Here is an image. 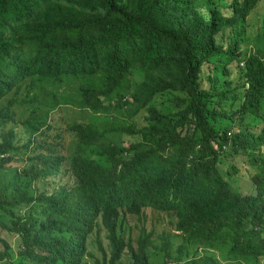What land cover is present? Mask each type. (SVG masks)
Segmentation results:
<instances>
[{"label":"trees","instance_id":"16d2710c","mask_svg":"<svg viewBox=\"0 0 264 264\" xmlns=\"http://www.w3.org/2000/svg\"><path fill=\"white\" fill-rule=\"evenodd\" d=\"M256 2L232 0L225 14L213 0H0V100L25 97L29 77L65 78L79 81L76 104L88 111L146 112L143 125L108 130L128 142L51 119L29 121L23 150L0 132V170L22 151L25 181L0 191V228L19 239L14 251L0 238V261L88 264L94 232L93 264L264 262V33L242 44ZM242 159L256 170L246 194L228 181ZM147 209L165 214L159 231L145 227ZM199 243L228 258L190 255Z\"/></svg>","mask_w":264,"mask_h":264},{"label":"rangeland","instance_id":"374dc122","mask_svg":"<svg viewBox=\"0 0 264 264\" xmlns=\"http://www.w3.org/2000/svg\"><path fill=\"white\" fill-rule=\"evenodd\" d=\"M214 6L218 9H221L225 14L229 12V5L232 0H213ZM205 7L206 4L203 2ZM264 0H257L256 4L252 8L251 15L248 17L247 21L243 24L244 29V39L242 44L247 47L248 44L245 41L247 39H256L257 36L254 35L255 32L260 31L264 33ZM244 47V48H245ZM36 80H35V79ZM29 77L26 82H30L34 89L30 90L25 97L23 96L26 90L21 88L14 94V91L9 93L5 98L0 100V110L4 115L5 121L0 132L12 131L13 134V144L21 147L23 150L24 143L28 138H32L35 133H33V127L29 125V121H33L34 127H38L42 121H49L50 119L55 121L58 125H67L70 126L73 123H84L93 126L97 130H106V134L109 137L115 139L116 141L132 140L131 135L127 133H115L108 132L109 129L119 127V126H129L130 124L143 125L144 115L146 112L141 110L138 114L133 116H126L125 108L122 109L121 114L118 112L115 113V107L109 109V116L94 113L88 111L83 106H78V85L79 81L72 82L70 79H63L58 83L50 84L47 82L39 81V77ZM87 84V81L83 82ZM91 85V84H90ZM71 96V98L69 97ZM22 97L26 100L25 104H21ZM128 96H126L127 98ZM51 104V106L49 105ZM160 107V104L157 106ZM71 135H74L72 131ZM74 137V136H73ZM21 152L13 155L12 161L7 165L9 167H4L0 170V191L5 189L6 192L12 193L15 184L20 183L21 186H24L25 181L18 177V170L23 166V162L20 161ZM238 164L237 172L229 178V184L234 190L246 194L251 191L253 186L251 181V175L255 173V168L247 161V159H242L239 161H234ZM222 171H225L228 167V160L224 159L219 165ZM146 220L145 227L149 229L151 225H155V229L159 231L163 224L166 222V216L164 213H156L152 210H145ZM159 219L160 224H155V220ZM141 222L137 219L136 216L129 215L126 219V226H132L134 231H137L136 226H140ZM105 230L101 229L98 238L102 248L105 251H109L108 240L105 237ZM0 238L8 241L10 247L15 251L17 244L19 243L18 236L14 233H10L7 230L0 228ZM179 240H174V243H177ZM86 251L89 255L84 257V260L88 264H93L94 258L101 259L102 255L98 249V244L96 242V235L94 232L89 234L86 239ZM2 245L0 243V250ZM221 245H213L207 243H199L195 248V245H192L190 248V255L198 257L204 252L211 253V256H215L219 260H226L228 257H225ZM246 257L248 259H246ZM245 258H238V261L241 264H263V259H254L246 256ZM234 260V259H233ZM130 260L124 255L121 259L122 264H129ZM0 264H7L6 261L1 260Z\"/></svg>","mask_w":264,"mask_h":264}]
</instances>
